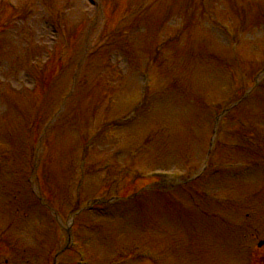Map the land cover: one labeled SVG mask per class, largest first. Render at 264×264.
Listing matches in <instances>:
<instances>
[{"label": "rangeland", "instance_id": "1", "mask_svg": "<svg viewBox=\"0 0 264 264\" xmlns=\"http://www.w3.org/2000/svg\"><path fill=\"white\" fill-rule=\"evenodd\" d=\"M15 1L0 0V227L24 228L0 234V264H76L78 248L86 264H264V0ZM160 169L166 184L142 178ZM134 181L64 250L76 203Z\"/></svg>", "mask_w": 264, "mask_h": 264}]
</instances>
